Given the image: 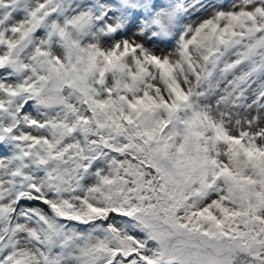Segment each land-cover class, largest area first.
<instances>
[{"label": "snow or ice", "instance_id": "6c2138e0", "mask_svg": "<svg viewBox=\"0 0 264 264\" xmlns=\"http://www.w3.org/2000/svg\"><path fill=\"white\" fill-rule=\"evenodd\" d=\"M0 264H264V0H0Z\"/></svg>", "mask_w": 264, "mask_h": 264}, {"label": "rangeland", "instance_id": "374dc122", "mask_svg": "<svg viewBox=\"0 0 264 264\" xmlns=\"http://www.w3.org/2000/svg\"><path fill=\"white\" fill-rule=\"evenodd\" d=\"M203 15H205V16H206V15H207V13H203Z\"/></svg>", "mask_w": 264, "mask_h": 264}]
</instances>
